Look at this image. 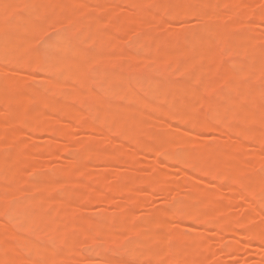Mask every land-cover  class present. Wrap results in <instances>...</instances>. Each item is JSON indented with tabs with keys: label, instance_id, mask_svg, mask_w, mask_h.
Returning a JSON list of instances; mask_svg holds the SVG:
<instances>
[{
	"label": "rangeland",
	"instance_id": "1",
	"mask_svg": "<svg viewBox=\"0 0 264 264\" xmlns=\"http://www.w3.org/2000/svg\"><path fill=\"white\" fill-rule=\"evenodd\" d=\"M0 1L12 2L19 15L33 17L36 9L48 3L53 5L58 0ZM31 1L34 4L32 9L25 8L26 3ZM65 1L70 2V18H60L55 22L41 13L40 23L27 29L34 39L36 51L43 52L45 43L53 42L55 36L62 32H69L82 47L102 55L101 59H80L78 56L67 59L70 62H83L84 67L76 70L77 74L91 77L92 70L99 61L101 64L112 61L113 64L116 63L115 70L120 68L118 71L126 81L116 80L120 82L108 85L104 90L106 97L98 90L100 83L96 80L94 82L88 79V85L85 82L87 87L93 89L94 93H100L103 98L89 100L90 97H87L85 102L77 105L75 113L90 121L96 118L99 130L95 133L78 125L60 110L47 112V121H31L26 116L22 117L23 107L9 108L0 97V130L8 127L16 134L20 133L18 145L5 143L0 147V157L7 158L18 151L23 162L32 151L40 153H35L31 162H20L16 172L0 176V233L21 229L19 223H9L3 214L14 190L23 197V202L32 200L29 207L32 213L36 214L41 210V215L46 218L62 215L61 225L66 230L63 235L60 228L53 234L42 232L41 237H37L46 251L39 248L28 253L21 247L14 246L16 260L6 264H264V243L257 240L261 237L254 240L259 235L254 233V236L252 233L253 228L264 232V183L253 182L257 176L264 179V141L261 142L260 139L259 142L248 134L257 130L264 138V0H199L201 3L199 5L197 2L200 6L198 9L217 11L214 20L207 18L203 21L193 15V5L191 8L187 7L191 9L190 12L183 10L186 12L183 17L178 14L179 17H173L175 11L185 8L183 0H104L100 3L96 0ZM97 8L99 13L96 21L82 16L95 14ZM139 12L150 17L153 24L142 23L137 17ZM112 18L120 19L121 24L108 23ZM161 18L164 19V24L156 21ZM156 22L158 26L155 25ZM222 25L228 33L222 32L219 36L216 34L217 37L214 36L206 46H196L203 34L209 35L212 29ZM97 29H102L100 37L97 40L90 39L91 33ZM177 31L184 32L179 34H185L182 36L183 41H178L181 36ZM195 31H198L195 34H201L198 37L195 35L200 37L198 40L191 36ZM237 35L248 38L237 41ZM151 41L157 43L153 42V49H147ZM174 41L186 48L190 49L193 45L197 49L194 48L192 52L190 49L191 54L186 53L176 59V68L173 61L169 60L172 64L163 65L167 69H163L162 73L158 71L157 65L162 60L163 51L175 44ZM207 52H213L214 56H208ZM109 54H113L112 60L108 59ZM209 57H213L212 60ZM219 63L227 65L223 68L224 71L218 70ZM136 70L138 73L134 72ZM0 72L19 77L33 74L32 78L38 77L40 81L47 77L38 70L14 67L12 62L0 63ZM131 72L133 77L137 73L139 79L146 76L151 81L165 72L163 77L167 78L168 84L158 86L164 98H155L156 102L166 105L171 98L178 97L176 100H179L180 96L186 97L187 101L168 114H158L159 118L148 125L137 122L140 120L126 122L124 126L137 133H134L138 138L136 142L127 139L125 128L111 130L101 125L102 121H112L120 111L97 110L103 99L108 105L109 102L113 106L116 102L119 103L121 99L112 97L123 91L121 87L134 88L136 99L145 95L147 89L142 88L145 82L139 81V86L136 79L134 82L131 77ZM32 78L25 83L24 88H41L44 81ZM150 80L146 81L145 87L149 86ZM189 81H192V87L183 88ZM169 87L174 90L172 94L166 91ZM232 88L237 90L236 94L232 91L231 95ZM53 97L65 101L66 95ZM227 97L229 100H226ZM221 98L225 100L221 101ZM216 100L218 103H215ZM15 103L16 97L11 96L10 105ZM216 105L226 109L219 110L222 111L220 114ZM130 107L134 115L139 114L134 119L153 112L150 107L135 101ZM35 108L42 110L43 106L36 104ZM217 114L220 118L226 117V121L221 123L222 132L219 133L201 129L200 124V128H197V125L193 124V127L190 125L192 123L185 121V124L177 119H189L197 115V119L199 117L201 121L212 122L219 119ZM38 123L42 128H31ZM52 129H57L59 133H50L49 130ZM172 132L177 134L174 138L178 136L183 142L172 139L171 145L169 140L170 147L164 149L163 155L144 148V144L154 143V135L163 133L170 138ZM66 141L75 143L76 147L62 150L60 146ZM20 142L25 144L24 148L20 147ZM42 149L44 151L40 152ZM208 149L223 152L221 158L214 162L213 172L208 175L198 173L200 169L197 170L194 166L193 169L181 167L180 163H175V160L172 162L167 157L190 151L195 159H200ZM77 162L82 163L80 168L76 166ZM1 168L3 165L0 163ZM117 171H125L123 173H126L129 189L116 190L111 187L116 182L113 173ZM60 175L64 180L63 184L61 182L58 188L50 192L48 186L51 179ZM93 175L99 176L95 180L101 192L102 189H109L106 191V203H92V196L89 199L86 197L87 188L84 186L92 183ZM147 178L155 179L159 186L142 183ZM194 188L197 192L191 194ZM73 206L80 207V210L73 211ZM124 208H128V215L121 214L125 211ZM41 215L39 216L42 217ZM105 216L111 217L104 220ZM221 223L226 225V229L220 227ZM246 225L252 227L251 232L247 230L250 227L244 228ZM84 233L97 239L96 244H89L90 237ZM80 239H88V244L76 245V241ZM8 243L14 244V239L4 235L0 240V250ZM148 248L158 254L160 259H152L156 256L151 255V260L149 257L144 259L143 254ZM57 249H62L73 260H50L49 252ZM178 254L183 255L180 259L182 261L168 260L174 256L179 257ZM100 255L101 259L98 258ZM105 255L108 256L104 257ZM104 258L109 261L105 262Z\"/></svg>",
	"mask_w": 264,
	"mask_h": 264
},
{
	"label": "bare ground",
	"instance_id": "2",
	"mask_svg": "<svg viewBox=\"0 0 264 264\" xmlns=\"http://www.w3.org/2000/svg\"><path fill=\"white\" fill-rule=\"evenodd\" d=\"M102 1H104V0H96L97 3H100ZM111 1L114 2V1H119V0H111ZM133 1H135V0H133ZM177 1H180V0H177ZM181 2H182V0H181ZM183 2H184L185 8H183L182 10L175 11V13H173V17L174 16L179 17L180 15H181V17H183L186 14V12H184L183 10L185 9V10H188L187 12H190L189 10H191V9H188V8H191V5H193V7H192L193 15H195V17L202 18V21H203V19L206 20L207 18L209 20H214L213 18L215 16V14H217V11H215V9L211 10L209 12L202 10V9H198V7H200V6H198V4L200 5V3H201V2L199 3V0H194V1L188 0V2L183 0ZM197 2H198V4H197ZM187 4H189V6ZM194 4H197V5L195 6ZM32 6H34V4L31 1L30 3H26L25 8L32 9ZM69 6H70V2L65 1V0H58L53 5H50L48 3L46 5L41 6L40 9H38V10L36 9L35 16L29 17V16L19 15L18 12L16 11V7L14 6V3H12V2H1L0 1V63H6V62L11 63L12 62L14 67H25L28 70L31 69V71L32 70L33 71L38 70V72L45 73L47 75V77L45 78L46 80H43L44 82L40 81L38 77H37L38 79L34 78L40 82H43L44 84L41 83L42 87L40 86L41 88H39L38 90H32V89H25L24 86L28 80H31V78L34 77L33 74H31V76L29 75L28 77L27 76L19 77L16 75H4L0 72V97L2 98L3 101H5L9 105V108L19 107V106L23 107L24 114L22 117L26 116L31 121H34V122L47 121L48 120L47 116H46L47 112H49L50 110H60L65 116L72 119L78 125L83 126L84 128L88 129V131L95 133L97 130H99V127L95 123L96 121L98 122V120L96 118H94L91 121L86 120V119H84V116H82L81 114L75 113L77 105L85 102V100L88 99L87 97H90L89 100H92V99L94 100V99H98V98L101 99V97H102L101 95H103V94H104L103 97H106L107 95L105 96L104 90L108 85L112 84V82H115V83L120 82V81L123 82V79H124V81H126L125 78H122L121 73L118 71V69H120V68L115 70L116 63L113 64L114 62H112V61L110 63H106V64H101V61H99L97 63V65L95 66V68L92 70V73H91L92 75H90L91 77L87 78L86 76H83L82 73L77 74L75 72L76 70H82L83 69L84 65H83L82 61H78V62L71 61L70 62V60H67V59H69L71 56H78L80 59H85L88 57H98L99 59H101L102 55H100L99 52L91 51L87 48L82 47L80 42L73 35H71L69 32L68 33L62 32V33L56 35L55 40L53 42L48 43V44L47 43L44 44L45 46L42 47V50L44 49L43 52H38V51H36V47L33 46L34 45V42H33L34 39H33L32 35H30L27 31V29H30L34 26H37L40 23L41 13L48 15L55 22H58V20L60 18H63V19L64 18H70L71 16L69 15V13H70ZM98 13H99V9L97 8V12L95 11V14H87V15H82V16L83 17L88 16L89 19L96 21ZM177 14L179 16H177ZM137 17L140 18L143 21L142 23H144V24L152 25L153 23L151 24V22H154V21H152V19L150 17L146 16L142 12H139ZM156 21H158L159 24H164L163 18L157 19ZM108 23H113V24L120 23L121 24V20L120 19L118 20L116 18H112L111 20H108ZM155 25H157V22L155 23ZM155 25H153V26H155ZM139 29H142V28H139ZM101 31H102V29H100V30L97 29V30L93 31L89 38L92 40H97L101 35ZM177 32H178V35L184 33L182 31H177ZM197 32L198 31L193 32L191 36L192 37L194 36L193 38H197L198 37L197 35H201L200 33L195 34ZM218 32H221V33H218ZM222 32L223 33L227 32L226 28L223 25L212 29L211 34H209V35L203 34L201 37L202 39L200 37H199L200 39L197 38V40L199 39L200 42H199V45L197 44L196 46H198V47H200V46L203 47V45L206 46L205 44H208L210 40H213L214 36L217 37V35L219 36V34H222ZM178 35H177V33L175 34V36L177 37L176 39H178V37L181 36V35H179V36ZM184 35H182V36H184ZM182 36L180 37L181 39L180 38L178 39V41H180V40L183 41L184 37H182ZM241 36L237 35L236 37H238L239 40H237L238 38L235 37L236 40L240 41L242 38ZM243 36H246V35H243ZM247 38H248V36H246L244 39H247ZM249 39H250V37H249ZM153 42H155V41H151L149 43L150 46L149 47L147 46V49H153V47H152ZM155 43H157V41ZM173 43H175V41ZM178 43H180V42H178ZM178 43L172 44V42H171V44H172V45L170 44L171 47L169 46L170 48L164 50L163 51L164 54L161 52L163 54V56H162L161 62L157 65L158 71L162 72L163 69H164L163 71H165V69H167V66H166V68H164L163 65H166V64L169 65L171 63L170 61H173L172 63H174V66H175V63H178V60L176 62V59L185 55L186 53L191 54L192 51L197 49L196 46L192 45L190 47V49H191V52H190L189 48H186L182 45H179ZM151 51H153V50H151ZM211 54L213 55V52L208 53V56H212ZM113 58H114L113 54L108 55V59L112 60ZM209 58H210V60H212L213 57L212 58L209 57ZM219 64L220 65L218 66V70H220V71L223 70V68H225V66H227V65H224L221 63H219ZM174 68H176V66ZM39 70H41V71H39ZM156 70H157V67H156ZM174 70H176V69H174ZM225 71H227L228 74H230L228 70H225ZM134 72L138 73V70H136ZM137 73H135L136 74L135 77H133L134 74L132 73L131 77L133 78V80L136 79V82L138 85H139V83H138L139 81L141 83H142V81H143V83L145 82V84H142V88L145 90L147 89L145 92V95H143V96L140 95V97L138 99H136L137 96L135 95V91H133L134 88L131 89V88L127 87L126 89H124L121 87L120 89H122L123 91L119 90V92L121 91V93L117 94V92H116L115 94H117L118 96L112 95L113 96L112 98L114 99L115 97H117V98H119V100L121 99L120 100L121 102L123 101L122 103H120V101L118 100L119 103L116 102V104H114V106H113V103L111 104L109 102V105H110L109 106L108 103L107 104L104 103V102H106V100L104 101V99H103V102L98 104V106H97V110L99 112H111V111H115V110L120 111V113L118 115H116V118H114L112 121H108V122L102 121L101 125L105 126L108 129H111V130L113 128H115V129H122V128L127 129V134H126L127 139L129 141H133V142H136L138 140V138L134 134L136 132L134 129H132V128L130 129V128H127V126H124V124L126 122H128V121L134 122L136 120H140L137 122H141L142 125H148L150 123H153L154 121H156V119L159 118L158 114L159 115L168 114L170 111H173L174 109L185 105L187 102L186 97H184V96H180L179 100H176L178 98L176 96L177 95L176 94L175 96L177 98L175 99V97H173L175 100L171 98V101L168 104L167 103H166V105L165 104L164 105L159 104L158 102H156L157 101L156 99L158 97H160V98H164V97L162 96V92H159L158 86L161 84H163V85L168 84V82L166 83L167 78L165 79L164 78L165 76L163 77L165 72L159 78H156L155 80H152V81L149 79V77L145 78L146 76H143L144 79H143V77H140L141 79H139V75ZM48 75L52 76V77L50 78V77H48ZM158 75H160V74H158ZM36 76H38V75H36ZM85 77L87 78V80H85ZM34 79L32 78V80H34ZM88 79H90V80L92 79L94 82L96 80L98 83H100V88L98 86V90L99 91L101 90V95L98 92L94 93V91H92L93 89L91 90L89 88V86L87 87L89 82L87 84L86 81H88ZM116 80H120V81L116 82ZM148 80H150V82L148 83L149 86L145 87V85L147 84L146 81H148ZM85 82L87 85H85ZM134 82H135V80H134ZM191 87H192V81H189V82H186L184 84L183 88L187 89V88H191ZM142 88H141V90H142ZM254 88L257 89L256 87H254ZM102 91H104V92H102ZM166 91L169 94H172V91H174V90L172 87H169ZM230 91H231L230 93L232 95V91H234V88H232V90H230ZM236 91L237 90L235 89V91L233 93H235ZM110 93H113V91ZM173 93H175V92H173ZM54 95H66V97H64L65 101L55 99L53 97ZM227 95L229 97L230 94L227 93ZM11 96L16 97V103L10 105V97ZM228 97L226 98V100H229V98H231V97H229V98ZM223 100H225V99L221 98V101H223ZM134 101L138 102L139 104L144 105L145 107L146 106L150 107L153 112L145 114L143 117L141 116L140 118L134 119L137 115H139V114L134 115L133 110H131L132 108L130 107V104L134 103ZM207 101H209V100H207ZM218 101H220V100L218 99ZM218 101L215 103H218ZM117 103H118V105H117ZM123 103H124V105H123ZM36 104H41L43 106V109L42 110L36 109L35 108ZM216 106H217L216 108L218 111L219 110L223 111L224 109H226L225 107H223L221 105H216ZM6 110L10 111V109H6ZM6 110H5V113H6ZM222 111H219L218 113L221 114ZM196 116L194 115V118L193 117L189 118L190 120L186 117H183V118L179 117L177 119L179 121L181 120L183 123H185V121L189 122V124L192 123L190 125L193 127H194V125H197V128L198 127L200 128V126H202L203 128L201 127V129H204V130H206V129L207 130L209 129V131L214 130V132H216V133L222 132L221 128H223V126L221 123H223L224 118H226L225 116H223V118H220L219 117L220 115L217 114L219 119L214 118V119H216V121H212V122L207 121V120H203V119L201 121V119L199 117L197 119ZM89 118H92V117L89 116ZM218 123H219V125H218ZM199 124H200V126H199ZM216 124H217V126H216ZM31 128H33L34 130H38V129L42 128V126L38 123V124H34L33 126H31ZM49 132L50 133L55 132L56 134L59 133L57 129L49 130ZM232 132L234 133L235 130L233 129ZM252 133H255L256 135L254 136V134H252ZM248 134H250L249 136L255 137L258 141L260 139H261L260 140L261 142L264 141V140H262V139H264L262 136V133L257 132V130L255 132H249ZM19 135H20V133L16 134L10 128L3 127L0 130V147L5 143L11 144L12 146L18 145L19 144ZM175 135H177V134L173 133V135L169 138V137L164 136L163 133H158V134L153 136L154 143L156 142L155 144L149 143V144H144L143 146L148 151H153L156 153L160 152L163 155V153H165L164 149H166V147L167 148L170 147V141H171V145L173 144L172 139H175L178 142H183V140L180 139L178 136H177V138H174ZM167 138H169V139H167ZM262 145H264V144H262ZM20 147L24 148L25 144L20 142ZM75 147H76L75 143H73L71 141H68V142L66 141L65 143H62V145L60 146V148L62 150L73 149ZM161 148H163L162 150L164 152L161 150ZM43 151H44L43 149L40 150V152H43ZM207 152H205L204 153L205 155L200 159H195L194 155H191L192 153L190 151H185L184 153H181V154L176 155V156L168 155L167 157L172 162L175 160V163H177V164L180 163L181 167L187 166V167H190V169H191V167L193 169V166H194L195 168L197 167L196 168L197 170L198 169L201 170V171L198 170V173H201V174L207 173L205 175H208V174H211V172H213V164L215 161H217L221 158L223 152L222 151H216V150L210 151L209 149ZM35 153L40 154L37 151H32V154H30L29 158L26 160L28 162H31V160H33V158L35 157ZM26 160H24L23 162L21 161V158L19 156L18 151L13 153L12 155H10L7 158L6 157H0V163L3 165V168L0 169V173L2 171H4L3 173L0 174V176L5 175L6 173L16 172V170L19 169L18 167L20 166V162L22 164H24V163H26ZM76 166L80 168L82 166V163L77 162ZM196 169H194V170H196ZM67 172H66V174H67ZM123 172H125V171H117V172L113 173V177L116 179V182L111 187H114V189H116V190H121V189H125V188L129 189V186L126 183V180H127L126 173H123ZM63 175H65V174H63ZM60 177H62V175H60L58 177L56 176V177L51 179L50 185L48 186V189L50 192L55 190L56 188H58L61 185V182L63 184L64 180ZM91 178H92V183L87 184L85 186L83 185L84 187L87 188V191H86L87 196L86 197L89 199L92 196V198H91V200H93L92 203H94V201L95 202L97 201L100 203H106V201H108V198L106 196V191L109 189L108 188L102 189L103 191L101 192L100 188L97 186V181L95 180V179H99V176L93 175ZM221 179H223V177H221ZM243 179H244V181L247 180L245 178H243ZM254 181H256V182H254ZM260 181H263V183H264L263 177L257 176L253 180V182L255 184L258 182L261 183ZM245 182H248V180ZM142 183H145L148 185L150 184L154 187L159 186L155 182V179H151V178L144 179L142 181ZM188 184H190V182H188ZM230 189L232 191V188H230ZM231 191H230V193H231ZM196 192H197V190H195V188H194V190L192 191L191 194H195ZM22 198L23 197H20L18 195L17 191H15V190L12 191V194L9 198V200H10L9 205L7 206V209L3 213L7 217V219L9 220V223H11V222H13V224L19 223V225H21V229L17 230V231L16 230L11 231L9 233L8 232H1L0 233V235H1L0 240H2L4 235L10 236V238L14 239V244L8 243V244L4 245L2 247V249L0 250V264L10 263V262H14L16 260L15 259L16 258V256H15L16 252L14 249V246H16V245L21 247L22 249H24L28 253H32V251H35L39 248H42L41 247V240L39 238H37L38 236H40L42 234V232L53 234L56 231H58L60 228H62V230H61L62 235L66 232L65 227L61 225L62 224V218H63L62 215L53 216V217L50 216V217L46 218V217H43L41 215V213H42L41 210L38 213L34 214L29 210V207L32 204V200L29 199L26 202H23ZM91 200H90V202H91ZM21 202H23V205L21 204ZM76 207L77 206H75V207L73 206L72 210L73 211L80 210V207H77V208ZM124 209H125V211H123V212L120 211L121 214L123 213L124 215L125 214L128 215V212H129L128 208H124ZM176 209H178V207ZM121 210H122V208H121ZM114 214H117V213H114ZM118 214L120 215L119 211H118ZM39 215H41L42 217H40ZM110 217L111 216H105L103 218H105L104 220H107ZM98 218H100V217H98ZM220 227L223 230L226 229V225L224 223H221ZM246 227L248 228L250 226L246 225L244 228H246ZM251 228L252 227L247 229L248 232L250 231ZM253 229H252V233L259 235L257 237H254V236H256L254 234V236H253L255 238L254 240H256V238L261 237L260 239H257V240H259L261 243H264V242H262V241H264L263 240L264 239V232L259 230V229H256V230L254 229L255 231H253ZM136 231H138V229H136ZM134 232L135 231H133V233ZM84 234H86V233H84ZM105 234H107V233H105ZM86 235L88 236V234H86ZM249 235H250V233H249ZM88 237H90L89 238V244H94L97 240V239L95 240V238L92 236H88ZM87 240L80 239L79 241H76V245H78V246L86 245V244H88ZM90 241H92V243ZM108 242H110V241H108ZM42 249L45 250L44 248H42ZM147 251H149V252H147ZM49 254L50 255L48 256V258L52 261L53 260L60 261L61 259L62 260L63 259L64 260L65 259L66 260L72 259L71 257L66 256L64 251H62V249H57L56 251H51V252H49ZM152 254H155V255H152ZM143 255H145V256H143L144 259H146L145 257H149L150 260L154 256H156V257H154L152 259L158 260V258L160 257V256H158V254L154 253L153 251H150L149 248L145 251V253ZM106 256H108V255H105L104 257H106ZM178 256L179 257L176 256L178 258L177 260H175L176 259L175 256H174L175 259L173 257L171 259L169 258L168 260H170V261L173 260L176 262H178V260L182 261L180 259L183 258L182 257L183 255L178 254ZM98 258L101 259V255ZM106 259L107 258H104L105 262L109 261V259L108 260H106ZM196 262L198 263L200 261H196ZM101 263H102V261H101Z\"/></svg>",
	"mask_w": 264,
	"mask_h": 264
}]
</instances>
